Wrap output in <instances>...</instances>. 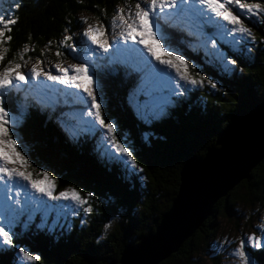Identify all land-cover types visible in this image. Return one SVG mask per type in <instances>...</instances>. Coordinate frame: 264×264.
<instances>
[{"label":"trees","instance_id":"obj_1","mask_svg":"<svg viewBox=\"0 0 264 264\" xmlns=\"http://www.w3.org/2000/svg\"><path fill=\"white\" fill-rule=\"evenodd\" d=\"M252 1L264 3V0ZM137 2L0 0V12L14 9L15 3L21 4L15 13L19 23L13 27V39L4 45L8 51L0 68L8 66L9 61L20 63L22 71L23 64L29 61L39 60L43 65L80 63L81 58L88 56L82 54L88 48L81 34L87 26L85 20L95 18L109 34L116 10L126 11L129 5L134 8ZM258 17L255 20L242 16L255 37L252 52L238 60L243 72L238 69L224 72L216 65L209 52L210 45L202 47V36L189 37L181 32L182 28L163 29L172 47L198 66L191 74L202 68V74L212 77L217 88L211 89L205 82V86L190 89L184 96L174 95L164 104L162 115H149L145 119L144 110L138 112L135 108L142 76L131 63L113 62L117 56L113 49L97 62L95 72L105 118L116 124L118 139L131 146L142 172L133 170L124 160L111 159L106 141L99 133L89 132L86 126L81 125L75 136L63 131L57 118L69 111V106L63 103L61 90L54 92L61 103L53 110L37 103L44 98L34 100L26 94L34 87L12 88L7 94V104L14 112L23 114L16 131L35 165L33 168H45L55 176L57 194L68 187H74L85 198L92 192L89 202L93 211L90 215L75 213L59 232L48 230L39 214L32 221L23 218L14 246L0 244V264H119L124 245L154 230L170 208L178 191L180 168L186 160L203 158L207 149L215 145L217 133L233 116L249 113L264 101V43H261L264 14ZM65 37L72 38L66 43L77 45V52H71L61 43ZM24 45H28L29 51L23 52ZM58 51L60 56L56 55ZM143 99L139 96L141 102ZM77 106H73L74 111ZM151 111L156 114L160 109L154 107ZM249 176L217 202L213 215L176 254L160 264H191L194 255L217 237L219 220L236 218L237 226L246 209L264 219V161ZM118 209L123 212L119 214ZM111 218L115 219V226L107 232L105 225H109ZM20 247L40 259L19 263L16 254ZM248 252L255 264H264V248L248 249ZM215 259L219 261L220 256Z\"/></svg>","mask_w":264,"mask_h":264},{"label":"snow or ice","instance_id":"obj_2","mask_svg":"<svg viewBox=\"0 0 264 264\" xmlns=\"http://www.w3.org/2000/svg\"><path fill=\"white\" fill-rule=\"evenodd\" d=\"M20 7V3H15L14 9L0 12V63L4 61L8 51L4 45L13 39V27L19 23L15 13ZM241 13L248 19L264 14V3L248 0H138L134 9L131 5L128 6L127 15L125 8L116 10L111 20V27L119 28L118 38L114 41L118 45L117 56L113 62H120L122 57L124 62H131L135 70L141 73L136 107L138 112L140 109L144 110L142 114L145 119L149 115L163 114L167 100L158 97L155 94L157 92L169 89L172 95L184 96L190 89L203 87L205 82L211 89L217 88V83L212 77L202 74V68L196 71L195 75L191 74L198 66L194 62L190 63L182 52H177L172 47L169 39L160 30L161 19L164 18L169 27L183 28L187 24L189 27H195L201 34L207 28L211 35L203 36V45L205 48L210 45L209 52L215 64L221 66L224 72L237 69L243 72L238 60L246 58V54L252 52L255 37L251 29L245 26ZM105 32L103 25L93 24H87L83 30L82 37L95 46L90 50L92 55L97 51L109 54L113 42L107 39ZM71 39L65 37L61 43L75 53L78 46L66 43ZM121 43L123 48L119 47ZM261 43H264V39ZM27 51L28 45H24L23 52ZM56 55L60 56L61 53L58 51ZM41 63L42 61L38 60L28 72H22V65L12 64L11 61L9 66L0 68V183L3 184V199L0 200V244L8 247L14 246L16 233L13 229L21 222L22 217L32 221L39 214L45 223L49 217L58 220L65 208V205L60 204L61 201L73 203L86 214L93 211L88 206L92 192H88L85 198L74 187H68L57 194L55 178L48 171L33 168L30 160L26 158L23 144L18 143L20 138L14 127L16 118L11 114V109L6 107L9 102L7 94L13 87H19L29 80L37 81L34 87L38 91L50 89L51 85L63 86V103L69 106V111L63 112L57 118L63 131L69 136H75L79 134L77 129L81 125L86 126L89 132L99 133L106 141L111 159L124 160L133 170L143 171L137 167L131 146L118 139L116 124L105 118L102 102L97 95L99 78L96 76L95 65L87 61L73 63L68 67L55 64L53 74L51 70L38 68ZM41 77L43 81L50 83L44 84ZM70 89L75 91L68 92ZM141 95L144 97L142 102L139 100ZM37 103L46 104L55 110L61 101L53 95L37 100ZM74 105L81 106L78 112L73 110ZM154 107H159V113H152ZM109 226L106 224L105 229ZM246 245L253 249L264 248V234L249 235L246 240L242 238L234 250L233 254L240 264H254L246 251ZM19 255L27 262L40 259L38 255L30 254L23 247L19 248Z\"/></svg>","mask_w":264,"mask_h":264},{"label":"water","instance_id":"obj_3","mask_svg":"<svg viewBox=\"0 0 264 264\" xmlns=\"http://www.w3.org/2000/svg\"><path fill=\"white\" fill-rule=\"evenodd\" d=\"M262 161L264 101L249 113L233 116L203 158L186 160L170 208L154 230L124 245L119 264H160L176 254L213 215L217 202L248 180Z\"/></svg>","mask_w":264,"mask_h":264},{"label":"rangeland","instance_id":"obj_4","mask_svg":"<svg viewBox=\"0 0 264 264\" xmlns=\"http://www.w3.org/2000/svg\"><path fill=\"white\" fill-rule=\"evenodd\" d=\"M248 2H253V1L252 0H248ZM234 11L238 12L239 10L238 9H234ZM125 15H127V9L125 11ZM242 16H244V17H246V16L241 13V19L244 21ZM88 18H89L88 20H85L86 21V23H85L86 25L87 24L99 25L95 18H90V17H88ZM258 18H259L258 16L254 17L255 20L256 19L258 20ZM163 23H165L164 18H162L161 21H160V30L162 29L161 27H162ZM244 23H245V21H244ZM245 26L247 27L246 23H245ZM86 27L82 28L81 34H82L83 30ZM189 29L193 32L191 27H189ZM184 32L186 33L185 29H184ZM109 34L105 33L106 37H108V40L110 42H113L111 48L117 54L116 49H117L118 45L114 41H116L117 38H118L119 28L118 27L117 28H112L111 27ZM208 35H211V32H209ZM99 38L100 37L98 36V39ZM84 40L86 42V45L88 46V49H86L85 52L82 53V54L85 55L87 50H88L89 54L91 55V57H90L91 60H93L94 57L95 58L101 57V55L103 53H100L99 51H97V53L95 55H92L90 50L93 47H95V46L91 45L86 40V38H84ZM129 45L131 46V42H129ZM119 47L123 48L124 47L123 43H121L119 45ZM136 47H139V46H136ZM202 47H204V45ZM111 48L109 50V54H110ZM90 55H88V56H90ZM88 56L87 57H83L80 60H82V62H85V61L89 62L88 61ZM121 60L123 61L122 57H121ZM36 63H37V61H29V62L24 63L23 64V71H22V69H21V71L22 72H28L30 70L31 66L33 64H36ZM123 63H128V62H124L123 61ZM129 63H131V62H129ZM59 64L62 67H68L69 65H71L73 63H64V64L59 63ZM53 65H55V64H51V65L40 64V65H38V68H40V69H42L44 71L51 70L53 72V74H55V68L53 67ZM131 66H134V65H132V63H131ZM112 67H114V66H112ZM40 79H41V81L44 84H49L50 83V82H47V81H43L42 77ZM36 84H37V81L29 80V82H27V83L20 84L19 87H22V85L34 87V85H36ZM53 86L54 87L63 88V86H61V85H53ZM203 86H205V84ZM13 88H16V87H13ZM67 91H72L73 92L75 90H71L70 89V90H67ZM100 92H101V86L99 85L98 86V90H97V95L100 98V101L102 102V96H101ZM34 93L36 94V95H32L34 98H35V96H39V94H42V96H44V97H41V98L46 99L48 97V95L45 96V93H40L39 91L38 92H34ZM155 94L158 97L166 98L167 102H168V100L170 101L171 96H174V95L170 94V90L169 89H164L163 92H157ZM159 103H163V101H159ZM131 104H134V103H131ZM134 106H135V108H137L136 104ZM6 107L11 109V114L16 118V124L14 125V127L17 130V126H19L18 124H19L20 120H22L23 114L22 113L19 114V112H14V109L9 107L8 104H6ZM16 134H17V131H16ZM17 136H18V134H17ZM18 143H22L21 139H19ZM23 152H24V154H26V158H28L30 160V162L32 164V167L35 166V165H33V161L29 158V155L27 153V150H26V147L24 146V144H23ZM37 170L48 171L45 168H38V167H37ZM49 173L51 174V176L53 178H55V176L51 172H49ZM55 180H56V184H57V179L55 178ZM55 190H56V186H55ZM29 191H30V189H29ZM12 194L13 195L15 194V189L12 190ZM2 199H3V184L0 183V200H2ZM102 202L103 201H101V203ZM50 203H54V202H50ZM97 203H100V202H97ZM60 204L65 205V208H64V211L62 213H60L58 220H54L53 217H49L47 219L46 223L42 222V224L46 225L47 229L50 230V231L56 230L57 232H59L58 230H62L63 228H66V224L68 222H70L71 218L73 217V215L75 213L83 212L82 208H77V206L74 205L71 202L61 201ZM95 205L97 207H99L98 204H95ZM88 206H90L92 208V204L90 202H89ZM119 212L121 213L123 211L118 209V213ZM91 213H88V214L90 215ZM53 215H55V214H53ZM85 215H87V214L85 213ZM23 218L27 219V217H22L21 218L22 221L19 224H17L16 227L13 229V231L16 233L15 238L18 236L17 232H18L19 226L23 225V221H24ZM84 218L85 217H83V219ZM114 220H115L114 218H111L109 220V225L110 226L108 227L107 232L111 231V228L113 226H115L114 225L115 224ZM236 220H237L236 218L232 219L231 221H228L226 219L219 220L220 221V231H219L217 237L215 238V240L211 244H209L208 246H204L200 253L194 255V257L192 258L193 260H192L191 264H240L239 259L233 254L234 250L239 246V242H240V240L242 238L246 240L247 236H249V235L261 236L262 234H264V219H263V217L261 215L259 217V215L256 214L255 211L250 210V209H246L243 212V214L241 216V219H240V222L238 223L237 226H235V221ZM248 249L255 250V249L251 248V246L246 245V251L247 252H248ZM248 254L251 257V254L249 252H248ZM217 255L220 256V259H219V261L215 262L214 260H216L215 257ZM16 258H17V261L19 263L25 262V261H23L22 257H20L19 252H18V254H16ZM251 259L253 260L252 257H251ZM254 264H255V262H254Z\"/></svg>","mask_w":264,"mask_h":264}]
</instances>
